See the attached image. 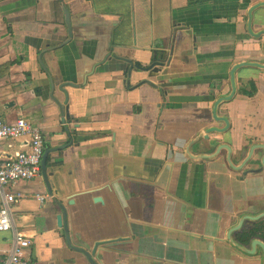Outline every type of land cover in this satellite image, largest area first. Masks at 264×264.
<instances>
[{
    "label": "crops",
    "instance_id": "0c3cea01",
    "mask_svg": "<svg viewBox=\"0 0 264 264\" xmlns=\"http://www.w3.org/2000/svg\"><path fill=\"white\" fill-rule=\"evenodd\" d=\"M263 32L264 0H0V119L40 127L49 152L53 196L42 174L15 188L29 200L18 230L33 238L31 264H90L82 243L99 244L101 264H264L262 248L249 256L228 240L264 214ZM242 63L260 68L237 71L218 113L228 130L199 139L226 128L213 109ZM131 64L132 78L156 84L152 99L128 85ZM51 80L57 99L77 84L71 124ZM26 150L27 139L0 144L1 157ZM37 194L50 196L47 211Z\"/></svg>",
    "mask_w": 264,
    "mask_h": 264
},
{
    "label": "built area",
    "instance_id": "2783aa9c",
    "mask_svg": "<svg viewBox=\"0 0 264 264\" xmlns=\"http://www.w3.org/2000/svg\"><path fill=\"white\" fill-rule=\"evenodd\" d=\"M27 139V150L0 156V264H31L28 254L33 238L18 230L22 206L28 196L16 192L19 183H32L41 175L46 141L42 129L25 120L11 124L0 119V144ZM42 211L48 210V194H37Z\"/></svg>",
    "mask_w": 264,
    "mask_h": 264
},
{
    "label": "water",
    "instance_id": "95a60500",
    "mask_svg": "<svg viewBox=\"0 0 264 264\" xmlns=\"http://www.w3.org/2000/svg\"><path fill=\"white\" fill-rule=\"evenodd\" d=\"M260 6H255L251 9L250 11V15H249V30L252 32V28H251V22L253 21L252 19V13L255 12ZM76 8L78 10V12H81L84 10V7H81V5L77 4ZM262 8V7H261ZM264 33V32H263ZM253 34V32H252ZM133 65L131 64L130 69L128 72H126V78L128 79V82L130 86H133L135 88V90H141V92H143V94L145 95V97L152 99L154 97L155 92L158 90L157 86L155 83H151L149 81L146 80V78H142L139 79V77L136 78H132L131 74L133 71ZM243 68H260V66L258 64H253V63H242L239 65H236L233 70L231 71V82H232V93L224 98L219 99L216 104L214 105V109H213V117L214 120L216 122H223L224 124H226V128L225 129H216V128H212L209 129L205 132V134H202L201 136H199L200 138H204V139H208V136L213 134V133H219V134H223L225 133L228 128H229V122L227 119L224 118H220L218 113H219V109L222 105L231 102L234 100L236 94H237V86H236V73L238 70L243 69ZM139 70H142L143 73H148V77L150 79L157 77L160 73H161V69L160 68H154V69H150L146 66H143L141 68H139ZM137 72V71H136ZM129 75V77H128ZM148 79V80H150ZM151 81V80H150ZM51 95H52V100L54 101L55 105L58 108L57 111V117L60 119V123H62L63 125L66 124V122H68V124L72 123V121L74 120L72 117H70V94L69 92L66 90L67 88H77V84L75 82H72L71 84H63L60 85L58 88V92L61 95L58 99L55 97V92H56V86L55 83L51 80ZM148 88V90H147ZM160 93L162 92L161 90H159ZM77 128H79L78 126H76V128H65V133L67 134V136L72 137V134L74 133V130L76 132ZM196 141V140H195ZM259 146H255L252 147L247 158L245 159L243 166L239 167L240 170H242L246 165H249L250 163H252L251 161L253 160L254 157V153L256 150H259ZM264 150V149H263ZM49 156V152H46L44 157H43V162H42V176L44 178L45 184L50 192V196L52 195V191H51V185L49 183V178H48V173L46 170V162H47V157ZM208 157H205V159H207ZM229 163L232 166L231 168L234 169L236 167L233 166V164L231 163V159H229ZM263 166H264V160L262 162ZM238 169V168H236ZM239 170V169H238ZM70 203L72 202V199L69 201ZM196 203L198 204L199 201L196 198ZM264 219V214L258 217H246L245 219H243L238 226L234 227L233 229L230 230V232L228 233V240L230 242L231 245H233L237 250L249 255V256H254L256 253V249L258 247L262 248L263 253H264V244L259 241V240H255L252 242L251 244V250H247L245 247L239 245L237 242H235L233 236L235 233L240 232L243 227H244V223L246 221L248 222H252V223H257L261 220ZM57 226L59 228L64 227L65 231H66V240L68 242V244L71 246V234L70 232L66 229V215H65V211L63 212V215L58 216L57 217ZM75 249L81 253L83 256H85V258L87 259V261L90 264H101L99 261H97V259L95 258V256H97L98 253V249H99V244H95L94 248L91 249L90 246H88L85 243L82 244H78V246L75 247ZM112 254V252H110ZM107 254V253H105ZM108 255V254H107Z\"/></svg>",
    "mask_w": 264,
    "mask_h": 264
},
{
    "label": "trees",
    "instance_id": "16d2710c",
    "mask_svg": "<svg viewBox=\"0 0 264 264\" xmlns=\"http://www.w3.org/2000/svg\"><path fill=\"white\" fill-rule=\"evenodd\" d=\"M253 95L254 94H252L251 96ZM234 235L235 241L243 247L249 248L251 246V243L255 240H260L264 243V219L257 223H254L252 228L243 229L240 232L235 233Z\"/></svg>",
    "mask_w": 264,
    "mask_h": 264
},
{
    "label": "rangeland",
    "instance_id": "374dc122",
    "mask_svg": "<svg viewBox=\"0 0 264 264\" xmlns=\"http://www.w3.org/2000/svg\"><path fill=\"white\" fill-rule=\"evenodd\" d=\"M15 191H16V189H15ZM31 201V200H30ZM28 202H29V200L28 201H26V203L28 204ZM35 202V201H34ZM36 203V202H35ZM27 204H26V207H27ZM37 204V203H36ZM38 205V204H37ZM26 207H25V209H26ZM22 211H23V209H22ZM20 231L21 232H23V233H26L27 232V229L26 228H23V227H21L20 226Z\"/></svg>",
    "mask_w": 264,
    "mask_h": 264
},
{
    "label": "flooded vegetation",
    "instance_id": "af4514ba",
    "mask_svg": "<svg viewBox=\"0 0 264 264\" xmlns=\"http://www.w3.org/2000/svg\"><path fill=\"white\" fill-rule=\"evenodd\" d=\"M46 152H47V149H46ZM46 152H45V153H46ZM42 162H43V161H42ZM41 174H42V169H41ZM42 177H43V176H42ZM39 178H41V175H40V177H39ZM43 179H44V178H43ZM44 183H45V181H44Z\"/></svg>",
    "mask_w": 264,
    "mask_h": 264
}]
</instances>
